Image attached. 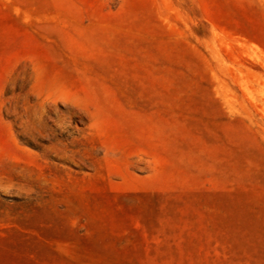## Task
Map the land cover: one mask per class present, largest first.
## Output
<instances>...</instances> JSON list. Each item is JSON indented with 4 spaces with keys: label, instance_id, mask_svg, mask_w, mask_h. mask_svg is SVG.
<instances>
[{
    "label": "rangeland",
    "instance_id": "1",
    "mask_svg": "<svg viewBox=\"0 0 264 264\" xmlns=\"http://www.w3.org/2000/svg\"><path fill=\"white\" fill-rule=\"evenodd\" d=\"M0 264H264V0H0Z\"/></svg>",
    "mask_w": 264,
    "mask_h": 264
}]
</instances>
